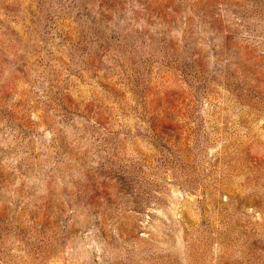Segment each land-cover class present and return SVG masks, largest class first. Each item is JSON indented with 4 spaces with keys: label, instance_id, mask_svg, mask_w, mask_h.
Listing matches in <instances>:
<instances>
[{
    "label": "rangeland",
    "instance_id": "374dc122",
    "mask_svg": "<svg viewBox=\"0 0 264 264\" xmlns=\"http://www.w3.org/2000/svg\"><path fill=\"white\" fill-rule=\"evenodd\" d=\"M0 264H264V0H0Z\"/></svg>",
    "mask_w": 264,
    "mask_h": 264
}]
</instances>
